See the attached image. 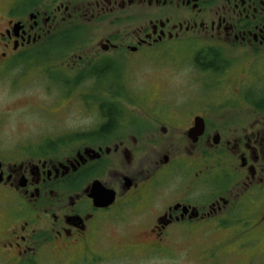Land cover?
<instances>
[{
	"label": "flooded vegetation",
	"instance_id": "obj_1",
	"mask_svg": "<svg viewBox=\"0 0 264 264\" xmlns=\"http://www.w3.org/2000/svg\"><path fill=\"white\" fill-rule=\"evenodd\" d=\"M3 14L1 68L66 66L64 82L99 81L121 104L113 127L24 142L0 157V264L103 249L118 221L126 228L110 244L136 250L195 228L211 241L228 227L264 225V0H14ZM98 22L115 29L83 42L81 29ZM127 66L167 80L199 70L205 88L222 75L227 99L184 123L130 115Z\"/></svg>",
	"mask_w": 264,
	"mask_h": 264
},
{
	"label": "rangeland",
	"instance_id": "obj_2",
	"mask_svg": "<svg viewBox=\"0 0 264 264\" xmlns=\"http://www.w3.org/2000/svg\"><path fill=\"white\" fill-rule=\"evenodd\" d=\"M10 8L14 9V0H0V19ZM114 29V25L98 22L81 29L82 40L85 42ZM131 67L127 66L124 70L130 99L125 108L130 115L138 112L165 123H184L190 114L200 108L208 107L217 112L222 98L224 101L227 99L225 86L229 79L226 82L222 75L219 77L222 81L205 88L199 70L191 76L188 69L183 68L168 78L171 84L166 76L167 81L152 73L146 75L143 67ZM56 68L45 72L44 66L31 60L25 66L14 68L13 65L7 70L0 67V157L12 159L24 142L57 139L102 124L104 119L99 114L100 108L93 99L86 98L92 94L89 89L93 85H100L99 81L94 84L93 79L83 80L76 87L74 83L64 82L60 76L59 72L66 71V66ZM91 72L92 69H87L83 76ZM67 73L72 76V72ZM129 123L128 118L121 122L122 127H127ZM124 209L125 206L105 214V224L116 221L118 213ZM255 214L256 211H253L254 219ZM242 215L245 214L239 216ZM125 228L121 221L106 227V241L98 246L103 249L62 257L41 252L39 264H264V225L255 221L249 227H228L217 234L213 232L218 237L216 240H203L202 233L209 231L204 229L202 233H195V228L185 239L143 250L110 244ZM210 235L203 236L208 238Z\"/></svg>",
	"mask_w": 264,
	"mask_h": 264
},
{
	"label": "trees",
	"instance_id": "obj_3",
	"mask_svg": "<svg viewBox=\"0 0 264 264\" xmlns=\"http://www.w3.org/2000/svg\"><path fill=\"white\" fill-rule=\"evenodd\" d=\"M49 69H52L53 70L54 68H48V67L46 68V66H45V69L44 70L45 71L47 70V72H48ZM102 86L103 85L101 83H100V85H95V86L93 85L89 89L90 90L89 92H91L92 94H89V97H86V98L93 99V102L95 104L98 103L101 114L103 116H106L107 117L106 121L104 123H102V125L99 126V127H113V126H115V123L118 122L116 120L118 111H116L114 108L112 110V107H117L119 104H121L120 100L118 99L119 98L118 95H119L120 92H118L116 90H108L109 93L112 92V93H110V96H112V97L109 98V97H106V96L100 94V92H101V90H100V91H97L98 92V95L97 96H94L95 93H96L95 90L97 88L102 89L101 88ZM105 92H107V91H105ZM60 139L61 138H57L56 140H60ZM47 140H50V138L49 139L46 138V141Z\"/></svg>",
	"mask_w": 264,
	"mask_h": 264
}]
</instances>
